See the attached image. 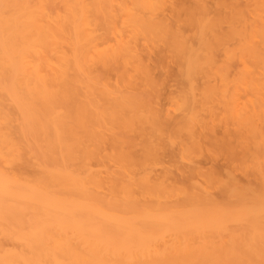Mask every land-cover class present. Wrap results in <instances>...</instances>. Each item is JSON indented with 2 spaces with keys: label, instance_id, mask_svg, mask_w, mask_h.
<instances>
[{
  "label": "bare ground",
  "instance_id": "obj_1",
  "mask_svg": "<svg viewBox=\"0 0 264 264\" xmlns=\"http://www.w3.org/2000/svg\"><path fill=\"white\" fill-rule=\"evenodd\" d=\"M5 2L0 152L10 131L25 162L11 204L0 194V261L196 264L245 228L258 240V211L228 185H264L258 161L237 163L258 156L264 128L262 0ZM122 4L146 7L132 19ZM233 13L246 21L226 34Z\"/></svg>",
  "mask_w": 264,
  "mask_h": 264
},
{
  "label": "snow or ice",
  "instance_id": "obj_2",
  "mask_svg": "<svg viewBox=\"0 0 264 264\" xmlns=\"http://www.w3.org/2000/svg\"><path fill=\"white\" fill-rule=\"evenodd\" d=\"M17 7L16 5L6 3L5 0H0V10H2L3 19V46L5 52H8L11 44V20L12 10ZM120 8H127L131 13V18L134 19L137 16L142 15L140 9L146 7L145 5H120ZM153 7H166L165 5H153ZM246 18L239 17L235 13L230 17H226V34L239 31L245 24ZM261 29L264 31V0L261 2ZM262 57H264V51H262ZM13 57L9 56L8 66H11ZM9 76L6 68L5 82H7ZM147 103V101H145ZM17 106H10L6 108L4 114V125L6 128L17 119L16 108ZM11 133L9 131L6 136V143L4 152H0V160L4 161V167L0 169V194L4 196V204L6 206L11 204V178L19 175L18 165H22L25 162V156L23 150L9 139ZM259 164V172L264 177V128L261 129V141L260 151L258 156H246L244 159L238 160L237 163L241 166H248L255 169ZM49 174H55L56 169H45ZM41 183L46 182V177H40ZM51 191V190H50ZM228 192L233 198V201L237 204H244L247 207V213L249 218L254 216L257 211L260 219L259 238L255 233L248 228H245V235L238 242L234 243L233 246L228 250L227 254L218 259H210L205 261H198L196 264H264V185L259 190L254 189H241L238 186L228 185ZM51 194H55L52 192ZM11 215L5 210L4 224H11ZM230 230V229H229ZM5 238L11 239V233L8 228H5ZM11 247V246H9ZM0 264H21L17 260L0 261ZM22 264H46L45 261H33L24 260ZM57 264H90V262H82L79 260H62L58 261Z\"/></svg>",
  "mask_w": 264,
  "mask_h": 264
}]
</instances>
